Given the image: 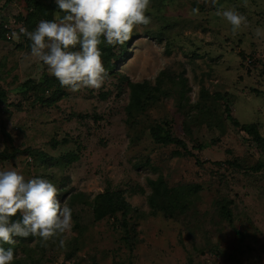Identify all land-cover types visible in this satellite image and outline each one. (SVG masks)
I'll return each instance as SVG.
<instances>
[{
	"label": "rangeland",
	"instance_id": "1",
	"mask_svg": "<svg viewBox=\"0 0 264 264\" xmlns=\"http://www.w3.org/2000/svg\"><path fill=\"white\" fill-rule=\"evenodd\" d=\"M5 1L0 152L13 156L0 170L49 179L73 221L47 242L14 237L13 264H264V141L255 145L224 110L264 138V37L254 35L264 29V0H151L150 24L123 44H101L120 55L104 84L78 91L30 55L20 31L43 19L31 15L34 1L62 16L54 0ZM228 8L247 17L235 32L217 15ZM137 84L145 91L128 109ZM156 123L196 157L157 143ZM160 179L170 188L199 186L176 217L151 211L150 182ZM106 190L130 209L95 220L94 198Z\"/></svg>",
	"mask_w": 264,
	"mask_h": 264
},
{
	"label": "clouds",
	"instance_id": "2",
	"mask_svg": "<svg viewBox=\"0 0 264 264\" xmlns=\"http://www.w3.org/2000/svg\"><path fill=\"white\" fill-rule=\"evenodd\" d=\"M59 12L51 20L41 19L34 30L21 28L31 41L30 55L47 67L61 86L71 91L100 88L108 75L102 59V43L123 44L134 29L148 25L151 0H54ZM215 3V0H213ZM235 32L247 17L228 8L217 11ZM254 35L264 37L257 27ZM19 214V219H12ZM72 209L47 178L26 179L15 168L0 170V264L18 258L14 237H39L47 242L71 230ZM60 246L64 240L60 239Z\"/></svg>",
	"mask_w": 264,
	"mask_h": 264
},
{
	"label": "trees",
	"instance_id": "3",
	"mask_svg": "<svg viewBox=\"0 0 264 264\" xmlns=\"http://www.w3.org/2000/svg\"><path fill=\"white\" fill-rule=\"evenodd\" d=\"M10 0H6V2H9ZM35 12H31V15H35L34 17L42 16L45 20H51L52 12L50 11L49 7L40 6L37 1H34ZM56 6V5H55ZM57 7V6H56ZM7 28V26L5 25ZM24 28V27H23ZM9 30H6V34L9 37ZM3 37L2 31H0V38ZM102 48V59L104 62V66L107 70H113L115 63L111 61V58H118L120 55L113 53L110 48L107 47H101ZM239 55L243 58L244 53L242 51H239ZM264 72V68H263ZM145 91L144 85H135L132 88L131 91V100L128 104V109L135 107L140 102L141 94ZM58 96V95H57ZM5 99V91L4 89L0 88V103L3 102ZM225 113L226 116L231 120L232 123H234L236 126H241L243 131L249 135L252 136V140L255 143V145L259 146L262 144V141H264V138L259 135V132L256 128L255 124L252 123H243L240 124L238 120L233 117L230 113V107L228 105H225ZM150 134L154 138V140L157 143L163 144V145H174V146H182L184 151L189 153V155L195 156L189 149H187L186 144L183 142L182 139L175 137L171 131L168 128H164V126L161 123H156L155 125L150 127ZM32 154V152H30ZM9 156H13V154H8L4 150L0 152V160H4L7 158H10ZM76 159L77 157H72ZM197 161H199V158H196ZM262 164H259L253 167V170L258 171L262 169ZM152 187V193L149 198V203L151 205V211L154 213H157L158 211L162 213L165 217H176L180 212L186 208V204L189 201V197L191 194H194L199 189L198 185H190L183 188H170L164 185L162 180L155 182H150ZM94 204H93V213H94V219L99 220L102 217L111 214L115 211H127L130 209V205L128 201L124 199L122 195H112L108 190H106L103 193H100L95 196L94 198ZM222 210L224 214L227 217H230V211L227 209V206L224 207L222 205ZM12 219H19V214H17L16 217H13ZM5 248L10 247L11 245L4 244Z\"/></svg>",
	"mask_w": 264,
	"mask_h": 264
}]
</instances>
